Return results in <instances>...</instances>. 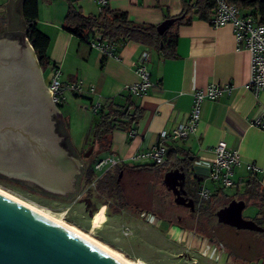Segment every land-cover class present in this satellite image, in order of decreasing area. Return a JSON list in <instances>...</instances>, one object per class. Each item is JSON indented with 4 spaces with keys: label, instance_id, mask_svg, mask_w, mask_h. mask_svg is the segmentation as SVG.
I'll list each match as a JSON object with an SVG mask.
<instances>
[{
    "label": "crops",
    "instance_id": "0c3cea01",
    "mask_svg": "<svg viewBox=\"0 0 264 264\" xmlns=\"http://www.w3.org/2000/svg\"><path fill=\"white\" fill-rule=\"evenodd\" d=\"M72 2L86 15L97 14L100 10L95 0ZM106 5L127 12L130 20L135 23L152 25L178 16L183 9L182 0H106ZM7 6L11 8L9 0H0V24L3 27L4 21L5 26L9 22L8 16L11 14ZM15 10L18 12L17 6ZM67 10L66 0H53L49 3L39 0L36 21L37 27L50 39V67L46 70V77L38 65L43 80H48L49 72L55 67L60 71L61 81L82 80L85 89L83 94L67 93L59 106L60 114L61 107L66 108L74 102L77 105L80 102L78 106L84 110H88L84 106L94 103H99L101 109L111 103L123 104L125 96L129 95L127 86L139 80L135 71L137 58L144 50L150 51L147 68L153 85L141 96L132 95L133 101L142 111L141 118L131 129H114L111 132L108 152L99 153L96 151L97 146H90L93 154H98V159L114 156L124 160V163L117 166H127L129 169H125V173L157 172L162 181L165 172L175 167L173 162L176 159L188 157L191 176H199L200 187L208 188L210 196H213L226 192L218 182L209 178L215 157L214 146L223 140L228 148L236 150L240 156V164L234 168L232 176L235 182L232 186L234 194L239 196L243 193L249 179L256 180L259 189L264 190V91L255 95L248 88L250 54L246 49L238 48L230 25L216 27L210 21L196 17L189 24L180 25L177 28L175 58L163 59L157 52L135 42L116 47L114 55L106 57L98 49L63 29ZM34 56L36 58L35 53ZM210 84H228L231 91L203 102L196 132L184 140L168 141V150L172 154L169 159L166 155L163 165L149 168L145 166L152 164H135L130 160L133 155L148 151L157 142L162 130L183 122L190 112L193 93L204 90ZM91 87L93 91L89 92L88 88ZM83 99L86 102H82ZM62 119L64 122V116ZM67 135L78 159L87 165L88 161L81 160L80 156L89 147L91 136L85 138V144L79 150L72 144L68 131ZM102 153L103 156H99ZM247 164L260 169L255 177L250 176ZM135 166L144 168L134 169ZM237 195L236 199H243V196ZM154 218L160 224V220ZM172 228L177 229L168 226V230ZM187 235L190 239L192 233ZM196 245L209 246V242L203 240L196 242Z\"/></svg>",
    "mask_w": 264,
    "mask_h": 264
},
{
    "label": "water",
    "instance_id": "95a60500",
    "mask_svg": "<svg viewBox=\"0 0 264 264\" xmlns=\"http://www.w3.org/2000/svg\"><path fill=\"white\" fill-rule=\"evenodd\" d=\"M22 2L9 0L8 31L26 28ZM175 21L174 17L163 20L156 27L158 33L162 34ZM32 49L26 37L21 41L0 38V175L25 181L26 189L37 194L71 200L79 192L75 190L77 179L86 163L78 159L74 150L71 154L60 144L51 114L55 112L63 119L59 106L49 103L51 91L44 88ZM91 151L92 147L84 156ZM185 178L183 168L176 166L165 172L162 181L174 195L176 205L193 211L194 200L187 198L183 189ZM67 191L71 192L66 194ZM245 206L243 199L230 200L215 212L217 222L237 230L264 232V227L243 217ZM0 264L122 263L70 230L0 194Z\"/></svg>",
    "mask_w": 264,
    "mask_h": 264
},
{
    "label": "rangeland",
    "instance_id": "374dc122",
    "mask_svg": "<svg viewBox=\"0 0 264 264\" xmlns=\"http://www.w3.org/2000/svg\"><path fill=\"white\" fill-rule=\"evenodd\" d=\"M43 74L46 77V71ZM43 84L47 87V79L43 80ZM81 101L86 102L85 99ZM78 105L74 102L66 108L61 107L60 110L65 118L70 140L80 150L85 144V138L89 137V129L96 115ZM88 150L89 147L84 153ZM92 152L87 157L92 156ZM99 156L102 157L103 153ZM80 157L83 160L82 155ZM116 168L118 166L112 167L110 171ZM159 175L152 171L125 173L123 176L125 204L118 213L115 202L106 199L108 207L105 205L99 207L95 214L96 216L100 213L96 225L93 224L95 216L92 219L89 216L84 197L88 186L81 185L79 192L71 200L46 197L18 185H10L7 188L4 183H0V188L61 218L136 264H260L257 257L264 256V236H257L255 232L237 230L214 221L215 228L212 234L218 243L213 241L212 244L209 242V246L197 248V239L193 233L188 239L187 232L184 234L175 228L168 230L166 223L157 224V219L149 212L142 213L146 206L150 207L151 201L154 202V208L161 212L165 211L167 204H170V208H166L170 213L176 214L182 209L172 205L171 194L165 190ZM225 189V195H234V187ZM134 203L141 205L137 207ZM259 208H264V200L251 196L250 199H246L242 215L244 218L254 220L253 217Z\"/></svg>",
    "mask_w": 264,
    "mask_h": 264
},
{
    "label": "trees",
    "instance_id": "16d2710c",
    "mask_svg": "<svg viewBox=\"0 0 264 264\" xmlns=\"http://www.w3.org/2000/svg\"><path fill=\"white\" fill-rule=\"evenodd\" d=\"M49 3L53 0H42ZM229 5L237 7L244 15H251L258 23H264V0H226ZM68 4L67 14L64 18L63 29L77 36L81 41L90 43V40L99 35L101 39L108 41L115 48L127 43H140L151 50L157 52L163 59H170L176 57L177 44V28L180 25H187L196 17L211 21L215 13V3L213 0H182V12L175 16L176 21L170 25L162 34L158 33L157 25L148 23H135L130 20L127 12L122 10L112 9L107 5L100 7L97 14H84L80 8L74 6L72 0H66ZM22 18L25 22V37L32 46L39 67L42 71H46L50 67L48 48L50 44L49 37L37 27V19L39 14V0H23L21 6ZM170 18V17H169ZM58 104L57 106H60ZM142 111L132 99V95H126L124 103L121 105L109 104L105 109H100L96 113V118L89 129L90 143L89 147L97 146V152H108L110 150V134L114 129H131L137 121L141 118ZM64 132L67 134V129L64 124ZM83 159L88 161V164L82 170L77 179L75 190L79 191V185L88 186L85 189V200L89 210V216L92 219L97 213L99 207L107 206L106 199H112L117 205L119 213L120 208L125 204L123 190V176L124 170L129 169L127 166L116 168L114 171H104L100 174L94 169V164L99 160L97 155L93 154ZM172 151L168 150L167 158L171 157ZM168 160H166L167 162ZM174 166L181 165L184 170L190 175L191 185L195 191L200 188L199 176H191V169L189 167L190 161L188 157L176 159L173 162ZM145 167L158 168V165H147ZM134 169L144 168L142 166H135ZM122 176L119 178V174ZM94 182V186H91ZM0 183H4L5 187L10 185H18L20 187L28 188L25 181L17 179H8L6 176L0 175ZM78 188V189H77ZM30 189V188H29ZM44 194V192H42ZM235 195H225L218 193L210 196L203 206L196 208L198 215L196 220L198 225L196 230L198 232H210L214 226V221L217 224L215 212L226 205L230 200L235 198ZM246 202L251 196L258 197L264 200V190H260L257 181L249 179L245 183V189L240 194ZM194 203L197 204V194L191 197ZM97 201V204H96ZM254 221L264 227V208H259ZM224 225V224H223ZM202 226V227H201ZM253 232V231H251ZM257 236H264V232H255ZM232 254L230 253L229 256ZM260 264H264V256L257 257Z\"/></svg>",
    "mask_w": 264,
    "mask_h": 264
},
{
    "label": "built area",
    "instance_id": "2783aa9c",
    "mask_svg": "<svg viewBox=\"0 0 264 264\" xmlns=\"http://www.w3.org/2000/svg\"><path fill=\"white\" fill-rule=\"evenodd\" d=\"M102 7L106 5V0H95ZM215 3V13L211 18V24L219 27L230 25L233 30L234 38L239 49H246L250 54L249 80L248 88L258 95L264 91V23H258L251 15H244L240 10L229 5L226 0H213ZM89 45L98 49L104 56H113L115 47L96 35L90 40ZM150 60V51L144 50L135 62V71L139 77L138 82L127 86L129 94L134 96L143 95L153 83L150 80V73L147 68V62ZM47 88L51 91V100L54 104H62L67 93L83 94L85 92L82 80L64 82L60 80V71L58 68H52L49 72ZM89 92L93 88H88ZM231 86L228 84L218 85L210 84L204 90H196L193 93V100L190 112L187 118L175 126L164 129L158 134L157 142L143 153L133 155L130 160L135 164H154L161 166L165 163L168 153V141L184 140L191 134H194L198 128L201 118L202 104L205 100H214L225 93H230ZM97 113L101 109L99 103L84 106ZM214 160L209 172V178L218 182L221 188H230L235 185L232 179L234 168L240 164V156L236 150L227 147L221 140L214 146ZM124 163V160L107 156L99 159L94 164L96 172H104L112 167ZM247 171L251 177H255L260 169L253 164L246 165ZM91 186H94L92 182ZM211 195V191L205 186H201L197 191L199 202H205Z\"/></svg>",
    "mask_w": 264,
    "mask_h": 264
},
{
    "label": "flooded vegetation",
    "instance_id": "af4514ba",
    "mask_svg": "<svg viewBox=\"0 0 264 264\" xmlns=\"http://www.w3.org/2000/svg\"><path fill=\"white\" fill-rule=\"evenodd\" d=\"M8 23L6 24L5 27H3V25L0 24V38H8V39H12V40H18L21 41L23 39V37H25V30L20 31V30H15V31H8L7 30V26ZM45 90L47 89L46 86H44ZM49 103H51L52 105L57 106L56 104H54L52 101ZM51 120L53 122V126H54V131L58 134V136H60L61 140H60V144L65 147L71 154H74L73 149L71 147V143L69 142V138L68 136L66 137L65 133H64V122L63 120H61V118H59V115L56 114L55 112H53L51 114ZM69 142V143H68ZM69 144V145H68ZM82 159H85L86 157L84 156V154H82ZM178 167H182L181 165H177ZM183 168V167H182ZM184 170V168H183ZM186 178H185V184L183 185V189L186 191V197L187 198H191L192 196L194 197L195 194H197V191H195V189H193L192 185H191V178L190 175L187 174V172L184 170ZM121 174V175H120ZM119 174V178L122 176V172H120ZM75 175L73 176V180H72V184L73 181H75ZM123 185V184H122ZM73 190H74V186H73ZM72 190V191H73ZM124 190V188H123ZM165 190L171 194V203L174 206H178L180 208H182L180 211H178V213L173 214L170 213V211L166 210V208H170V204H167L165 207V211L161 212L159 210H156V208H154V202L151 201V205L146 206L147 208H145L143 212H149L150 214H153L154 217H157L160 220V224H164L166 223V226H174L176 227L180 232L185 233L187 232V234L193 233V235L195 236V238L197 239L196 242H200L203 240H206L207 242H210L212 244V242H216V239L213 237V230L214 228L210 231H202V232H198L196 230L197 227H200L198 225V221L196 220L197 218V214L195 213L196 208L198 209L200 206L204 205V202H199L198 198H197V204H195V209L193 211H191V209L189 207H186L184 205H176L173 202L174 199V195L172 194V192L170 190H168L165 187ZM71 191H67L65 192L70 193ZM133 204V203H132ZM137 207L141 204L139 203H134ZM150 210V211H149ZM202 227V226H201ZM167 231V230H165ZM196 247L198 248V246L196 245Z\"/></svg>",
    "mask_w": 264,
    "mask_h": 264
},
{
    "label": "bare ground",
    "instance_id": "6f19581e",
    "mask_svg": "<svg viewBox=\"0 0 264 264\" xmlns=\"http://www.w3.org/2000/svg\"><path fill=\"white\" fill-rule=\"evenodd\" d=\"M0 194L8 197L9 199L22 204L23 206L43 215L44 217L48 218L49 220L59 224L60 226L70 230L71 232L77 234L78 236L84 238L85 240L89 241L90 243H92L93 245H95L96 247H98L99 249L103 250L104 252L108 253L109 255H111L112 257H114L116 260H118L119 262H121L122 264H136L133 263L132 261L124 258L119 252L113 250L112 248H110L109 246L105 245L104 243L100 242L97 239L92 238L91 236H89L88 234H86L85 232L81 231L80 229H78L77 227L70 225L66 222H64L61 218L55 217L54 215L46 212L44 209L39 208L31 203H28L27 201H24L14 195H12L11 193L5 191L4 189L0 188ZM100 219V213H98L94 220H93V224L96 225L99 222Z\"/></svg>",
    "mask_w": 264,
    "mask_h": 264
}]
</instances>
